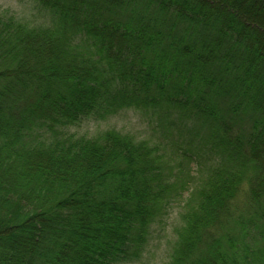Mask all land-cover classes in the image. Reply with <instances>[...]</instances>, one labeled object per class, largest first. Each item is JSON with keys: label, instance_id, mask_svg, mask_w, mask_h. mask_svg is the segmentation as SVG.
Returning a JSON list of instances; mask_svg holds the SVG:
<instances>
[{"label": "trees", "instance_id": "16d2710c", "mask_svg": "<svg viewBox=\"0 0 264 264\" xmlns=\"http://www.w3.org/2000/svg\"><path fill=\"white\" fill-rule=\"evenodd\" d=\"M0 12V264H264V0ZM144 138L70 127L122 110ZM147 115V116H146Z\"/></svg>", "mask_w": 264, "mask_h": 264}, {"label": "rangeland", "instance_id": "374dc122", "mask_svg": "<svg viewBox=\"0 0 264 264\" xmlns=\"http://www.w3.org/2000/svg\"><path fill=\"white\" fill-rule=\"evenodd\" d=\"M4 10H9L21 20H28L30 24L42 22L46 17V13L38 10L33 0H0V12ZM148 123L149 119H146L140 111L126 109L105 120L85 119L70 127V131L79 136L93 137L106 129H116L140 139L149 135L151 129ZM179 210L177 204L173 205L162 226L154 228L153 236L141 260L132 264H164L168 260Z\"/></svg>", "mask_w": 264, "mask_h": 264}]
</instances>
